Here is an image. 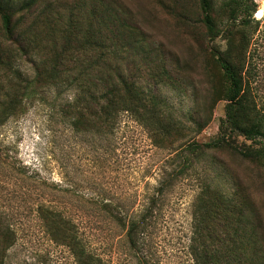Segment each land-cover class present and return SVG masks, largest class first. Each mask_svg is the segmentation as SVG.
Here are the masks:
<instances>
[{
    "label": "trees",
    "instance_id": "16d2710c",
    "mask_svg": "<svg viewBox=\"0 0 264 264\" xmlns=\"http://www.w3.org/2000/svg\"><path fill=\"white\" fill-rule=\"evenodd\" d=\"M167 6H177L181 16L194 17L202 26L211 64L208 102L226 100L216 138L205 146L190 140L179 143L176 153L184 169L207 151L264 167V119L244 77L251 36L259 24L253 16L258 5L253 0H173ZM220 38L225 40L223 49L215 43ZM18 58L31 62V78L16 66ZM172 63L125 0H0V125L21 115L27 100L45 88L64 86L74 89L63 108L73 129L111 132L127 113L155 145L170 147L173 132L186 127L167 102L142 83L171 84ZM235 136L251 142L239 144ZM213 159L232 187L224 191L208 182L201 185L192 205L193 264H264L262 207L224 160ZM156 200L152 196L150 204ZM101 208L125 229L129 247L138 249L150 208L128 220L115 213L110 202L103 201ZM37 213L51 240L69 249L74 264H107L88 249L71 219L44 204ZM2 218L0 213V264L16 240L14 229Z\"/></svg>",
    "mask_w": 264,
    "mask_h": 264
},
{
    "label": "rangeland",
    "instance_id": "374dc122",
    "mask_svg": "<svg viewBox=\"0 0 264 264\" xmlns=\"http://www.w3.org/2000/svg\"><path fill=\"white\" fill-rule=\"evenodd\" d=\"M125 1L174 65L171 84L152 80L142 84L167 102L186 131L173 132L172 146L160 147L127 113L111 132L77 131L63 110L74 96L73 88H45L27 100L21 115L0 125V213L16 233L4 264H74L69 249L47 234L37 213L41 204L71 219L88 249L107 264H193L192 205L201 185L208 182L224 191L232 187L213 155L248 187L264 220V167L207 151L184 169L183 158L176 153L182 141L205 146L216 138L224 117L225 97L208 102L211 64L206 61L202 26L194 17L181 16L177 6L168 7L173 0ZM253 1L258 8L262 4ZM257 11L253 16L259 24L251 36L244 77L264 119V15ZM215 43L225 47L222 38ZM16 66L32 77L31 62L18 58ZM235 138L239 144L251 142ZM152 196L157 200L151 205ZM103 201L125 220L150 208L138 249L129 247L125 229L102 210Z\"/></svg>",
    "mask_w": 264,
    "mask_h": 264
},
{
    "label": "bare ground",
    "instance_id": "6f19581e",
    "mask_svg": "<svg viewBox=\"0 0 264 264\" xmlns=\"http://www.w3.org/2000/svg\"><path fill=\"white\" fill-rule=\"evenodd\" d=\"M257 13H258L259 16L264 15V0H262V4H261L260 7L258 8Z\"/></svg>",
    "mask_w": 264,
    "mask_h": 264
}]
</instances>
